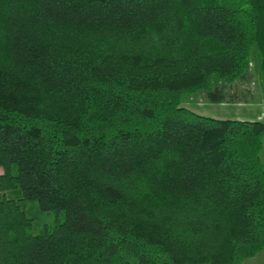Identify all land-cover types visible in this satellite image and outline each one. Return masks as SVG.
Instances as JSON below:
<instances>
[{"label": "trees", "instance_id": "trees-1", "mask_svg": "<svg viewBox=\"0 0 264 264\" xmlns=\"http://www.w3.org/2000/svg\"><path fill=\"white\" fill-rule=\"evenodd\" d=\"M252 47L264 88V0H0V264L260 251L264 120L181 103L231 98Z\"/></svg>", "mask_w": 264, "mask_h": 264}, {"label": "rangeland", "instance_id": "rangeland-1", "mask_svg": "<svg viewBox=\"0 0 264 264\" xmlns=\"http://www.w3.org/2000/svg\"><path fill=\"white\" fill-rule=\"evenodd\" d=\"M251 61L243 78L232 82L218 83L229 98L226 101L213 102L204 90L184 95L181 103L203 114L218 117L258 118L264 120V88L259 80L257 69V52L252 47ZM260 159L264 162V134ZM243 262V263H242ZM242 264H264V247L256 254L245 258Z\"/></svg>", "mask_w": 264, "mask_h": 264}, {"label": "crops", "instance_id": "crops-1", "mask_svg": "<svg viewBox=\"0 0 264 264\" xmlns=\"http://www.w3.org/2000/svg\"><path fill=\"white\" fill-rule=\"evenodd\" d=\"M2 193H5L9 197H16L17 198L20 196L19 191L17 189L4 190V191H2ZM20 204H21L22 208L24 209V211L26 212V214L33 218V225H32V232L33 233H38L39 230L41 229L43 223H52V221H53L52 214L41 211L38 208L35 201H33V200H20Z\"/></svg>", "mask_w": 264, "mask_h": 264}]
</instances>
